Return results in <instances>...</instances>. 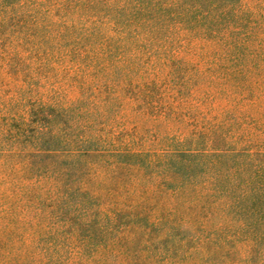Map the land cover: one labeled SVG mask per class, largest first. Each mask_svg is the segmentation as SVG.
Returning a JSON list of instances; mask_svg holds the SVG:
<instances>
[{"label":"trees","instance_id":"1","mask_svg":"<svg viewBox=\"0 0 264 264\" xmlns=\"http://www.w3.org/2000/svg\"><path fill=\"white\" fill-rule=\"evenodd\" d=\"M27 1L30 8L22 6V11L36 17V14L41 12L39 4L33 0ZM165 1L167 3H164L163 7L158 6L156 10L146 9L141 5L134 7L130 16L139 19L144 14L148 16L160 14L159 19L162 21L160 26L169 27L171 31L166 35L165 44L163 41L158 44L152 43L151 38L147 37V32L138 30L124 17V13H118L115 18L100 27L103 34L88 42L90 54H86L88 56L85 55L81 60L71 57L78 44L76 39L70 41L68 46L61 47L55 43L51 50L41 47L42 41L54 42L56 31L52 28L60 30L59 26L63 27L64 24L51 17L46 23L34 20L29 29L30 33L28 31L18 33L6 43H0V264H103L105 260L99 256H92L89 251L85 253L83 246L86 243H64L66 239L63 237L62 242H50L57 248L54 253L44 246L47 239L52 238L57 232V227L51 221L52 205L75 193L72 187H67L65 183L58 186L57 177L41 170L43 159L51 158L49 159L51 163L55 162L57 166L64 164L61 173L66 174L67 171L70 172L73 164L76 165L82 158L124 155L130 159L127 164L124 163L131 167L134 166L131 157H137L142 168L162 170V183L161 187L160 185L158 187L165 190L171 188L175 191L185 187L184 181L192 179V176L189 178L185 175V171L190 170V163L206 165L210 162L227 163L235 157L252 161L259 157L264 158V149L260 148L225 151L196 149L171 151L163 148L155 151L138 147L119 150L92 141L95 136L90 132L76 137H66L64 135L66 132L62 130L61 133L52 135L48 141L43 140L47 130L39 125L41 123L37 118L38 114L50 115L58 110L72 111L77 102L83 99L81 96L84 90H92L94 86L116 81L109 77L110 73L113 78L115 70L125 72L130 68H140V64L144 63L141 61L142 57H147L150 64L152 63L151 66L159 69L172 66L173 63L158 60L161 51L174 56L180 64L193 65L196 70L202 67L205 69L218 67L217 69L225 72L223 78L226 88L218 91L224 100L222 106L226 112L234 111L242 116L241 120L229 119L227 116L221 119V126L225 124L228 131L238 127L248 131L250 129L248 121L259 120L257 111H264V0ZM32 9L35 10L32 12ZM121 9L117 7L115 12ZM6 14L4 8L0 9V25L4 23ZM64 19L66 23L72 22ZM80 25L81 29L85 26ZM85 40H90V37L86 36ZM146 47L149 52L138 51L139 48ZM25 50L34 52L30 55L35 59L29 62L32 73L21 78L18 76L20 72L17 69L11 71L13 69L11 67H14L12 64L15 57H25L23 54ZM198 55L207 59L203 60L204 58ZM76 56H79V53L76 52ZM35 71L38 73H34ZM160 76L152 75L150 81L154 82ZM124 83L126 84V81ZM164 92L167 93L164 97L170 102L155 108L161 113L170 111L172 102L176 99L179 101L180 97L178 92H174V87L164 88ZM191 94L196 97L199 93ZM247 138L249 141L252 140L250 135ZM110 163L117 169L122 162L111 160ZM89 171L91 181H84L75 189L77 193L84 194L81 201L83 206L78 207L79 210L97 208L102 215L112 220L123 207L139 206L142 211L141 207L145 203L143 199L158 197L157 202L160 201V205L165 209L187 214L183 217L175 212L172 215L174 225L181 229L183 235L195 238L196 250L205 261H209L210 258L207 255L208 251L205 252L207 244L215 245L222 239L221 236L229 233L231 236L239 235L238 241L241 244L237 249L239 252L243 251L242 255L237 257L236 262L220 260L215 264H251L247 259L253 249L259 253L256 264H264V170L260 177L253 176L242 183L238 181V177L228 176L233 185L231 188L237 200L236 205L241 208L242 213L252 211L256 216L247 214L233 218L222 214L207 219L198 215L197 204L188 200L185 204L181 202L177 206H168L169 202L161 199L164 194L162 189L156 191L144 185L133 184L132 189L127 190L130 194H125L122 200L118 198V201L114 202L115 206L104 201L99 208L96 199L101 193L106 196L113 195L118 188L100 181L98 178L100 173L96 168ZM101 177H107V173ZM170 177L174 180L180 178L179 183H174ZM221 178V175L213 174L202 177V181L211 180L210 183H213L223 181ZM210 188L212 187L209 185L203 189L205 196L212 193ZM154 193L156 194L151 196ZM131 197L140 202L132 204L134 199ZM140 221L142 219L139 217L134 220L136 229L142 228ZM201 232H205L206 235L201 237ZM191 259V264H199Z\"/></svg>","mask_w":264,"mask_h":264},{"label":"rangeland","instance_id":"2","mask_svg":"<svg viewBox=\"0 0 264 264\" xmlns=\"http://www.w3.org/2000/svg\"><path fill=\"white\" fill-rule=\"evenodd\" d=\"M26 1L0 0V9L4 8L7 13L4 23L0 25V43H6L9 39L16 37L18 33L25 31L30 33L29 29L34 20H42L46 23L49 21V17L64 24H62L63 27L59 26L60 30L50 26L53 27L52 30L56 31L54 42L52 40L42 41L41 47L51 50L55 43L61 47L68 46L70 41L76 39L78 44L71 57L80 58V60L86 54H90L88 42H92V38L96 39L103 34L100 27L115 18L118 13H124V17L128 18L138 30L147 32V37L151 38L152 43L158 44L163 41L165 44L166 35L171 32L169 27L164 26V23V27L160 26L162 23L159 19L160 14L149 16L144 14L139 19L130 18L134 7L141 5L146 9L156 10L158 6L163 7V4L167 3L165 0H33L39 4V11H41L36 14V17L22 11V6L30 8L29 1ZM115 7L122 8L121 10L124 12L121 10L115 12ZM33 10L35 9H32V12ZM44 12L46 14H43ZM64 18L72 22L66 23ZM80 24H85L83 29ZM86 36L90 37V40H85ZM24 47L26 48V46ZM138 51L140 53L149 52L147 47L139 48ZM76 52L79 53V56H76ZM30 53L34 52L25 50L23 53L25 57H15L12 64L14 67H11L13 68L11 71L17 69L20 72L18 76L21 78L28 77V74L32 73L29 62L35 58L31 57ZM169 55L168 52L161 51L158 55L159 59H157L173 63L172 66H161L162 68L159 69L151 66L152 63L150 64L147 57H142L141 61L144 63L140 64V68H130L125 72L123 70H121L123 72H116L115 70L114 73L112 72L113 78L110 73L109 77L116 81L112 80L100 86H91L95 90L92 88V90H84L83 96H81L83 99L77 102L72 111L58 110L50 115L38 114L37 118L41 123L39 125L47 130L43 140L48 141L52 135L61 133L63 130L66 132L64 134L66 137H76L90 132L95 136L92 141H97L98 144L105 145V147L119 148V150L138 147L155 151L163 148L171 151L264 149V111H257L259 120L248 121L250 131L242 127L228 131L225 124L221 126V119L225 116L234 120L242 119V116L234 111L226 112L222 106L224 100L218 91L226 88L223 70L217 69L218 67L208 69L202 67L196 70L193 65L180 64L174 56ZM198 56L203 57V60L207 59L205 56ZM152 75H156V77L161 75L160 80L151 82L150 76ZM169 87H174V92L180 94L179 101L176 99L172 102L170 111L161 113L159 109L155 108H160L170 102L167 97H164L167 94H165L164 88L168 89ZM191 92L199 94L194 97ZM212 97L214 98L212 99ZM248 135L252 137V140H247ZM128 158L124 155L110 158L97 156L82 158L76 165L73 164L70 172L67 171L66 174L61 173L64 170V164L57 166L55 162L51 163L49 160L51 158L43 159L44 164L41 170L57 177L58 186L65 183L67 187L71 186L75 193L61 200L60 203L52 205L53 217H51V221L57 227V232L52 238L47 239L44 246L48 247V250L54 253L57 248L50 242H62L63 237L66 239L64 243H86L83 246L84 252L88 253L87 251H89L92 256L105 258L103 264H191V258L199 264H215L220 260L237 261V257L243 252L242 250L239 252L237 249V246L241 244L238 241L239 235L231 236L228 233L221 236L222 239L215 245L207 244L205 252L208 251L207 255L210 258H208L209 261H205L196 250L195 238L183 235L181 229L174 225L172 215L176 211L162 207L160 201L157 202L158 197L156 199L153 197L142 198L143 200L140 197L139 199L145 202L141 207L142 211L139 206L133 205L131 208L125 206L111 220L102 215L100 209L97 208L91 210L87 208V211L79 210L78 207L83 206L81 201L84 199V194L77 193L75 189L84 181L90 182L92 178L88 174L89 170L96 168L100 173L98 176L100 181L118 188V191H115L116 193L113 195L106 196L103 192L101 195L99 194L100 197L96 199L99 202V208L104 201L114 204L118 198L122 200L125 194H130V191L127 190L132 189L134 184L150 186L156 191L162 189L164 194L161 199L168 201V206H177L181 202L185 204L188 200L190 203L197 204L196 212L203 219L216 218L222 214L233 218L247 214V216H256L252 211L247 214L242 213L241 208L236 205L237 200L234 198V191L231 188L233 185H231L228 176L238 177L240 183L248 181L249 178L252 179L253 176H255L254 178L260 177L259 175L264 170L263 157L254 161L235 157L234 160L220 164L210 162L206 165H200V163L192 165L190 163V170L185 171V175L189 178L192 176V179L184 181L183 186L185 187L175 191L171 188L166 190L160 188L162 170L142 168L138 163L140 159L137 157H131L134 166L128 167V165L126 166L127 161L130 160ZM111 160L122 163H119V167L114 169L110 165ZM105 172L107 177H104ZM213 174L221 175L223 181H213V183H210L211 180L202 181V177ZM170 178L174 183H179L180 178L175 180ZM159 185L160 187H158ZM209 185L212 187L210 189L213 195L211 193L205 196L203 189ZM59 190L61 192V188ZM133 199L132 204L140 202L136 198ZM110 205L113 207L112 204ZM176 214L183 215V217L187 215H184V212H176ZM137 217L142 219L140 221L141 229H136L134 220ZM205 235V232H201V237ZM258 256V251L253 249L247 261L256 264Z\"/></svg>","mask_w":264,"mask_h":264}]
</instances>
